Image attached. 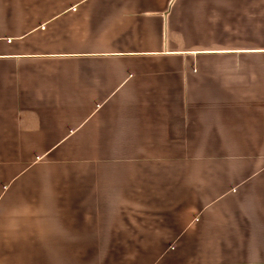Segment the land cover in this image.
<instances>
[{
	"label": "crops",
	"instance_id": "crops-1",
	"mask_svg": "<svg viewBox=\"0 0 264 264\" xmlns=\"http://www.w3.org/2000/svg\"><path fill=\"white\" fill-rule=\"evenodd\" d=\"M0 264H264V0H0Z\"/></svg>",
	"mask_w": 264,
	"mask_h": 264
}]
</instances>
